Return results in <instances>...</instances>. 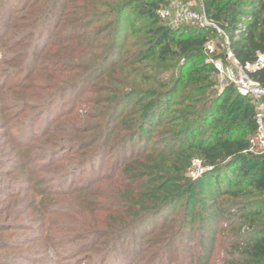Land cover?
Returning <instances> with one entry per match:
<instances>
[{"label": "trees", "instance_id": "16d2710c", "mask_svg": "<svg viewBox=\"0 0 264 264\" xmlns=\"http://www.w3.org/2000/svg\"><path fill=\"white\" fill-rule=\"evenodd\" d=\"M10 1L0 0L1 11L4 5H10ZM63 1L24 0L18 9L26 12L23 16L27 26L41 22L42 27L37 28L32 35L29 32L25 36L26 41L31 36L32 43L37 45L31 53L26 50L24 54L20 52L14 57L5 55L4 58L7 60L0 62L11 64L6 65L4 72H1L0 87L8 88L16 76L23 74L22 78L9 89L13 90V87L27 89L25 83L39 70L53 73L47 77L51 82L47 87L51 90L48 96L40 97L33 101L37 102L33 104L32 101H28L24 95L26 92L23 91L24 94L11 92L6 99L0 96V114L1 106L9 109L7 113L1 114V116L5 114L4 119L7 117V120L2 121L0 126L5 128L16 118L19 124L27 110L34 109L38 113L43 108L62 100L68 93L78 91L81 84L87 82L106 64L112 65V72L121 76L119 84L124 90L114 100L107 114L106 126L112 125L109 134L99 141L93 132L90 133L93 128L95 129L94 125L93 128L76 129L68 134L66 144L54 151L56 155L67 154L71 162L73 161L66 176L75 174L84 166H91L83 178L87 185L73 187L66 191V194L77 190L90 192L93 183L106 184L109 190L103 197L107 202L108 200L115 202L108 206L107 211L113 218H118L114 225H110L111 228L119 226L112 229L117 238L110 242L106 241L105 244L102 242L105 246L103 251H96L90 256L92 261L94 260L92 264H104L121 250L126 235L133 234L145 221L192 192L194 184L184 176V171L189 159L195 156L204 166L203 177L209 179L211 189L216 192V197L207 203L208 213L212 215L217 212L220 218L225 220L220 230L226 240L219 246L227 255L225 264H264V153L253 150L254 138L264 133V121L260 128L255 122L254 99L239 95L233 85H222L220 91L216 90L219 86L216 79L218 74L209 59H223V53L219 48L214 54L208 55L204 45L211 39L220 47L218 37L211 29H201L193 24L173 27L166 22L167 20L160 19L157 11L166 5L168 0H73L70 9H59L56 17L58 19L61 15L64 18L66 14L75 13L76 16L70 19V23H76L71 31L83 36L77 41L80 44L77 46L76 41L67 44L59 39L42 44L43 38L47 35L45 23L49 18H54L55 8ZM199 2L207 18L229 37L234 58L239 65L251 64L257 52L264 53V0H199ZM106 12L114 15L112 20L98 27V30L87 33L86 30L91 25L97 24L107 16ZM126 12L144 21L145 33L137 42L131 44L135 49L129 46L131 50L125 51L119 43V38L123 33L120 21ZM113 22L118 24L110 30ZM87 23L88 25H85ZM240 24L244 30L236 36L235 31ZM5 26L2 28L3 31L6 30ZM105 40L108 41L104 44ZM20 46L22 47V44ZM83 48L93 52L85 53ZM104 48L106 50L102 52L101 58H98V55H95L96 50ZM52 50L54 51L51 52ZM76 54L82 57L76 58ZM21 55H24L22 60ZM147 59L158 64L177 60L180 64L176 76L164 81L153 79L158 89L144 87L143 84L151 80L150 75L144 73L142 68L144 65L141 64ZM42 60L45 63L41 62ZM248 76L264 87V66L248 71ZM31 81L33 82V79ZM174 94H178L179 99L167 106L168 109L177 106L173 111L174 115L164 119V123L171 126V129L162 141H154L153 146L148 149V142L146 145L142 140L143 131L147 130L149 122L155 120V117L158 120L164 118V112L160 111L163 98ZM194 94H199L200 97L194 98ZM74 102L65 115L73 114L77 98ZM22 103L25 106L16 111L18 105ZM29 103L34 105V108H31ZM124 103L130 105V109L126 107L122 111L124 114L120 118L121 123L116 124L115 114ZM185 103L188 105L184 106ZM178 106L184 109L181 110ZM202 122L206 124L197 139L196 131L201 128ZM191 132L194 133L191 135ZM86 133L91 135L78 137V134L84 136ZM137 138L139 141H136ZM112 139L113 143H110L109 147L112 146V150L115 148L114 155L116 154L118 163L120 160L126 161L125 167L136 163L145 170L140 171L137 176L126 177L118 175L114 169L97 177L95 159L102 154L107 156L104 150ZM20 144L25 145L24 142ZM116 147L118 150L121 149L118 154ZM148 158L159 159L152 173H149L147 165L142 163ZM3 167L4 162L0 160V170ZM54 176L64 177L57 173ZM132 178H138V184L129 189L137 194L129 197L126 195L129 201L135 199L130 205L124 203L122 198L119 200V190L128 186L126 184ZM144 190L148 191L147 199ZM137 204L139 206L130 208ZM102 236L105 235L93 239V244L99 243L98 240ZM159 242L161 243L162 239Z\"/></svg>", "mask_w": 264, "mask_h": 264}, {"label": "rangeland", "instance_id": "374dc122", "mask_svg": "<svg viewBox=\"0 0 264 264\" xmlns=\"http://www.w3.org/2000/svg\"><path fill=\"white\" fill-rule=\"evenodd\" d=\"M23 1L11 0L10 5H4L3 11L0 8V62L7 60L4 58L5 55L14 57L20 52L24 54L26 50L31 53L32 49L37 46L34 42L32 43L31 36L27 41L25 36L29 32L32 35V32L34 33L37 28L42 27V24L33 22L34 24L27 26V21L23 16L26 12L18 11L23 5ZM176 1L180 6L190 10L201 9L199 0ZM169 2L170 0L162 8H168ZM71 3L73 0H64L60 4L61 6L55 8L54 18H49L45 23L47 35L43 38L42 44L58 39L67 44L75 41L77 46L80 44L77 41L83 36L71 31L76 23H70V19L76 16L75 13L66 14L64 18L61 15L58 19L56 17L59 9H70ZM9 11H12L10 15ZM106 13L107 16L104 19L91 25L86 32L91 33L95 29L98 30V27H102L112 20L114 15ZM128 13L126 12L127 17L124 18V14L120 21L123 33L119 38V43L125 51L131 50V44L137 42L145 33L144 21ZM166 20L173 27L188 25L175 21L171 17ZM117 24V22H113L110 30L114 29ZM4 26L6 30L3 31ZM107 41L105 40L103 43L105 44ZM8 48L9 50H7ZM106 48L96 50L95 55L101 58ZM83 49L85 53L93 52L89 49L86 51V48ZM75 57L80 58L82 55L76 54ZM20 59H24V55H21ZM41 62L45 63L43 60ZM141 64L144 65L142 67L144 73L150 75L151 79L143 86L158 89L154 80L164 81L176 76L180 62L168 60L158 64L156 61L147 59ZM6 65L11 66L10 63L0 64V75L1 72H4L3 69H6ZM111 69L112 65L106 64L87 82L81 84V89L74 93H68L62 100L50 107L43 108L38 113L34 109L27 110L19 124L16 118L9 122L5 128L0 126V160L4 162V167L0 170V264H92L94 260L92 261L90 256H93L96 251H103L106 241L110 242L117 238L112 229L119 226L111 228L110 225H114L118 218H113L107 211L108 206L115 202L105 201L104 197L109 190L106 184L93 183L92 189H94H91L90 192L77 190L66 194V191L73 187L87 185L83 178L91 166H84L75 174L66 176L73 161L71 162L67 154L56 155L54 152L58 147L66 144L65 140L68 134L76 129L93 128L92 125H94L95 129L93 128L90 133L93 132L99 141H102L107 133L109 134L112 125L106 126L108 111L114 100L124 90L119 84L121 76L113 73ZM22 75L16 76L8 88L1 89L2 87H0V96L6 99L8 95H11V92L20 93L23 91L26 92L22 93L28 101H32L31 104L37 103L33 101H37L40 97L48 96L51 89L47 85L51 82L47 77L53 73L38 70L32 75L33 82L30 79L25 83L27 89L20 90L15 87L13 90L9 89L14 85L13 83L22 78ZM216 79L219 84L216 90L220 91L222 84L217 77ZM196 97H200L199 94H194V98ZM76 98L78 102L74 106L73 114L65 115L68 109L74 105ZM178 99V94L164 97L160 106V111L164 112V118L158 120L155 117V120L149 122L147 130L143 131L142 140L145 144L148 142V149L153 146L154 141H162L171 129V126L164 123V119L174 115L173 111L177 106H171L169 109L167 106ZM188 103H185L184 106ZM31 104L29 103V106L34 108V105ZM127 105V103L122 104L116 112V124L121 123L120 118L124 114L122 111L126 107L130 109V105ZM24 106V103L19 104L16 111H20ZM1 107L2 115L9 111L5 106ZM178 107L181 110L184 109V107ZM1 114L0 125H2V121L7 120V117L4 119L5 114L4 116ZM205 124L202 122L201 128L196 131L197 139ZM88 133L84 136L78 134V137L91 135ZM192 133L194 132H191V135ZM136 141H139V138ZM22 142L25 145H21ZM254 142L253 150L257 153H264L263 132L254 138ZM110 143H113V139L105 147L104 153L106 152L107 156L102 154L95 159L94 165L98 168L97 177L100 174L110 173L114 169L118 175L126 177L137 176L140 171L145 170L136 163L132 166L129 165L130 168H128L129 166L125 167L126 161L120 160L118 163L117 156L114 155L115 148L112 150V146L109 147ZM138 151L139 148L136 152ZM120 152L121 149L117 148L116 153ZM157 160L159 159L148 158L142 163L146 164L149 173H152ZM198 164H200V160L196 156L192 157L184 171V176L194 184L192 192L178 202L172 203L155 217L145 221L133 234L124 236L125 244L121 250L113 254L104 264H225L227 255L219 247L226 240L220 230L225 220H222L217 212L212 215L208 213L207 203L216 197V192L211 189L209 179L203 177L204 166L200 164L202 171L197 170ZM56 173L64 175V177L54 176ZM137 179H129L126 184L128 186L119 190L120 201L122 198L124 203L133 204L135 199L129 201L126 195L129 197V195L137 194L133 190H129L136 187ZM139 180L141 179L139 178ZM146 193L148 191L144 190V194ZM145 196L147 199L149 194ZM135 206H139V204L130 206V208ZM100 235L105 236L99 238V243L93 244V239ZM160 239H162L161 243Z\"/></svg>", "mask_w": 264, "mask_h": 264}, {"label": "built area", "instance_id": "2783aa9c", "mask_svg": "<svg viewBox=\"0 0 264 264\" xmlns=\"http://www.w3.org/2000/svg\"><path fill=\"white\" fill-rule=\"evenodd\" d=\"M157 15L160 19L166 20L171 17L173 20L184 24H193L201 29H211L221 42L220 47L213 40H208L205 45V52L208 55L214 54L219 48L222 50L223 59L210 60L218 74V79L222 85H233L237 93L243 97H251L255 101V122L262 128L264 121V87L252 81L248 76V71L259 69L264 66V53L257 52L253 63L241 66L234 58L230 46L229 37L215 23L207 18L202 9L190 10L180 6L176 0H170L168 8L158 9ZM244 30L243 25H239L235 31L237 36L240 31ZM198 163V162H197ZM197 170L202 171L200 164Z\"/></svg>", "mask_w": 264, "mask_h": 264}]
</instances>
